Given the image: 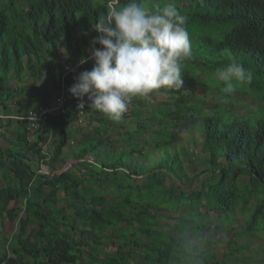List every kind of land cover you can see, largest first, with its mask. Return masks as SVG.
Returning <instances> with one entry per match:
<instances>
[{"label": "trees", "instance_id": "trees-1", "mask_svg": "<svg viewBox=\"0 0 264 264\" xmlns=\"http://www.w3.org/2000/svg\"><path fill=\"white\" fill-rule=\"evenodd\" d=\"M26 1L29 10L19 9L22 0H0V114L7 116L0 118V130L13 142L0 160L3 178L11 181L0 189V218L7 216L0 219L3 260L34 249L36 264H80L84 253L87 264H188L187 248L195 243L206 249L205 264H252L244 255L252 251L251 242L234 247L229 242L217 253L210 249L218 244L212 238L191 241L213 223L230 225L244 214L235 235H264V0H188L177 8L187 17L192 50L182 65L185 95L161 88L133 97L130 114L117 123L89 108L87 97L79 109L80 100L68 92L65 116L43 115L48 121L40 122L35 141L53 129V157L47 162L69 156L78 163L50 176L27 174L29 151L43 155L39 142L31 140L29 114L57 111L50 87L60 91L64 64L88 56L87 39L97 35L93 28L108 14L109 0H73L80 21L66 14L64 0ZM232 60L250 69L253 79L229 96L214 73ZM93 63H85L83 71ZM78 74H69L67 86ZM243 94L253 101L244 105ZM151 95L167 99L151 105L146 103ZM185 121L194 122L189 127L194 130L189 138L197 135L194 153L172 149L182 140L174 127ZM68 122L79 123L77 134L65 129ZM71 138L76 144L68 150ZM199 151L209 156L207 167L195 169ZM156 152L158 157H150ZM189 180L198 184L190 188ZM19 210L24 214L16 217Z\"/></svg>", "mask_w": 264, "mask_h": 264}, {"label": "clouds", "instance_id": "clouds-1", "mask_svg": "<svg viewBox=\"0 0 264 264\" xmlns=\"http://www.w3.org/2000/svg\"><path fill=\"white\" fill-rule=\"evenodd\" d=\"M42 1L44 0H41L40 3ZM72 1L73 0H64L62 4L64 6H69V10L66 11L68 16L73 14L76 20L80 21L82 18L76 16L77 12L80 10L73 9ZM22 2L19 9L29 10L27 1L22 0ZM168 2L170 3H157L156 0H128L121 4L120 0H109L108 14L102 21L97 22L93 28L97 35L94 36L93 39L91 37L87 39V42H90L88 56H82L80 60L76 61L74 64L71 61L64 64L63 83L61 84L60 91L56 90L54 87H50L53 89L51 92H53L52 94L58 103L55 109L57 111L55 112L52 107L49 110H44L43 115L48 112H53L51 115L53 118L57 115L65 116L64 112L67 110V107L64 108L63 106L65 104V99H70L72 96L80 100L77 107L83 109L85 106L84 98L87 97V101L90 102L89 108L103 113L109 120L118 123L121 121L123 114H130L132 108L129 102L133 97H148L161 88H166L171 92L174 90V93L182 89L185 95L188 88L186 85V75L182 74L184 71L182 65L184 61L191 59L192 50L189 33L185 26L187 17L181 15L177 8L182 7L184 2L186 4L188 0ZM77 35L79 36L80 34L75 33V36ZM91 60L94 62L92 69L83 71L84 64ZM70 64L77 68L74 72L68 73L65 67ZM77 73L79 74L75 78V82L71 86L69 84L67 86L66 81L68 80L69 74ZM214 76L218 78L219 81L223 82L224 87L221 89L222 93L229 96L235 93L237 86L251 83L253 79L252 71L238 60H232L227 66L217 68ZM43 78L44 77H42L38 83H42ZM191 91H193L192 88L189 89V92ZM68 92L72 96L67 94ZM243 95L244 101L242 103H244V105L250 104L253 101V99H251L246 103L245 101L249 97L245 94ZM151 97L152 95L146 100V103H150V101L155 99L157 101L164 100V98L167 99V96L157 97L155 99ZM250 97L253 98V96ZM239 108L242 107H238V112H240ZM85 114L83 110L80 111V115L85 116ZM5 117L7 116L0 114L1 119ZM26 117L28 118V113ZM43 120L44 118L40 122ZM44 121L43 123L46 124L48 120ZM40 122L34 127L35 129H33L32 133H34V135L31 137L32 141L36 139L35 131L38 129ZM185 123L187 122L185 121ZM181 124H183V122L179 125ZM65 129L76 130L77 134L80 125L79 123L68 122ZM1 132L0 130V160L8 157L7 151L11 147L10 138L4 133L1 134ZM54 133L52 129V132L49 133V137H44L41 141H35L39 142L38 148L43 155H38L36 149L29 151L25 158L29 168L27 174L31 171L35 176L62 174L70 170L75 163H78V160L69 156L58 157L53 162H47L53 157L54 144L51 141V137L56 136ZM75 144L76 140L74 141V139L71 138L66 149L70 150ZM188 148L186 149L187 151L194 153L192 145ZM198 153L200 158V154L202 153L201 151ZM203 155L204 154H202V156ZM204 156H206V158L209 157L208 155ZM88 157L94 160L92 156ZM204 162L207 164V160ZM69 164L71 166H69ZM53 170H56V172H53ZM11 174L15 175L13 172H11ZM3 177H5L4 171L0 168V189L4 188L8 183H11L10 177L5 179ZM59 196H62V198L66 196V188H64L63 192L59 193ZM13 207H15L14 201L10 203L9 209ZM23 214L24 213L19 210L16 212V217ZM239 216H244L246 218L247 215L244 214ZM0 219L7 220L6 214ZM214 225L217 227L226 226V224L216 223H213L211 226ZM231 225L232 224L228 226ZM211 226L208 228H211ZM14 232H16V230ZM14 232H12V234ZM236 236L239 239L252 236L253 238L264 240V235L259 233ZM214 240L219 244V240ZM10 242L11 241L8 240L6 250H8ZM229 242H233L232 247L243 244L233 240H227L226 243L228 244ZM249 242H251L252 246L254 241L250 240L246 243ZM256 245L259 248L261 247L260 243ZM65 248L67 249V247ZM211 250L214 252V249ZM204 251H206V249L202 250L195 243L190 244L187 248V253L191 257L188 264H205ZM4 252L3 249L0 251V264H10V262H12V264H36V257L39 255V253L38 255L35 254L34 249L23 253L18 258L9 254V257L14 259L7 263V259L3 260L5 256ZM251 252H245L244 255L248 256L249 254L252 257ZM72 253L75 254V252ZM85 254L89 257L88 253H84L81 257L80 264H87L84 262ZM252 260H254L253 257ZM258 263L259 262L253 261L252 264Z\"/></svg>", "mask_w": 264, "mask_h": 264}, {"label": "rangeland", "instance_id": "rangeland-1", "mask_svg": "<svg viewBox=\"0 0 264 264\" xmlns=\"http://www.w3.org/2000/svg\"><path fill=\"white\" fill-rule=\"evenodd\" d=\"M184 4H185V2H184ZM184 4L182 5V7H184ZM65 57H66V55H65ZM75 78L76 77H71L69 79V83L73 84L74 81H75ZM12 83H13V81H12ZM205 90L206 89H204V88L202 90H198V93L200 95H205ZM248 97L249 98H247V100L245 101L246 103L249 102L252 99L250 96H248ZM156 101H157L156 99L152 100V101H150V104L152 105ZM9 107L10 108H14L15 104L9 103ZM22 107L23 108H21V111L23 113H26V108H25L26 106H22ZM239 111L243 112L244 109L243 108H239ZM23 115L25 116V115H27V113L23 114ZM192 123H194V122H192ZM192 123L191 122H187V123H183L181 125H177V126L174 127L175 132H179L181 137H182V140L179 141L178 144L174 148H172L174 151L177 150L178 147H179V150H183V149L186 150L189 146H191V145H193L195 143V141L197 139V135L192 136V137L189 138V135H193L192 131H194V130L189 129V127L191 126ZM9 138H10V134H9ZM188 139H190L192 142H190ZM74 141H75V139H74ZM11 144L13 145V142ZM159 155H160V153L156 152L155 155L150 156V157H152V158L153 157H158ZM200 155H201V157L198 159V164L195 166V169L196 168L202 169V168L207 167V164L204 162L206 160L205 159L206 156H204V155L202 156V154H200ZM69 166H71V165L69 164ZM7 174H9V173H7ZM193 174H194V171H193ZM197 182L193 183V182H191L189 180L187 182V186L192 188L194 185L198 184ZM18 215H19V213H18ZM244 218H245L244 216H239V218L231 226H228V225H226V226L223 225L221 227H217L216 225L211 226V228H208V229L204 230V235H198V236L194 237L191 242H195V241H198V240L206 241V240H209V238L217 239V240L220 241L219 244H217L215 246H210V247H211V249H214V252L223 253L224 252V248H227V243H226L227 240L239 241L240 243H243V244L248 242V241H250V240H253L254 242H253V245L251 246L252 247L251 255H252L254 261L259 262L258 264H264V240L260 239V238H253L252 236L243 237V238L239 239L235 235V233L240 231V229L244 225ZM166 221L164 220V222H166ZM259 243L261 244L260 248L256 245V244H259ZM87 258H88V255L85 254L84 262H86V263L88 261Z\"/></svg>", "mask_w": 264, "mask_h": 264}, {"label": "built area", "instance_id": "built-area-1", "mask_svg": "<svg viewBox=\"0 0 264 264\" xmlns=\"http://www.w3.org/2000/svg\"><path fill=\"white\" fill-rule=\"evenodd\" d=\"M76 68L77 67L73 66L72 64L67 65L65 67L68 73L74 72ZM43 114H44V111H42L41 113H36L35 111H33L29 114V119L32 122L33 127H36L38 123L42 120Z\"/></svg>", "mask_w": 264, "mask_h": 264}]
</instances>
